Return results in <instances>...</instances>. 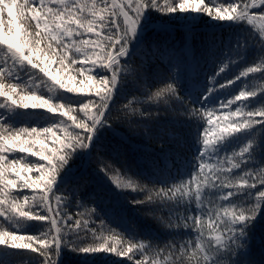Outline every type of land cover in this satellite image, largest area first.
<instances>
[{"label":"snow or ice","instance_id":"snow-or-ice-1","mask_svg":"<svg viewBox=\"0 0 264 264\" xmlns=\"http://www.w3.org/2000/svg\"><path fill=\"white\" fill-rule=\"evenodd\" d=\"M257 81L264 0H0V264H264Z\"/></svg>","mask_w":264,"mask_h":264},{"label":"trees","instance_id":"trees-1","mask_svg":"<svg viewBox=\"0 0 264 264\" xmlns=\"http://www.w3.org/2000/svg\"><path fill=\"white\" fill-rule=\"evenodd\" d=\"M252 59H253V57L252 56H249V61H251ZM239 70L240 69H238V68H233L232 69V72L234 74H238ZM250 75H253V74H250ZM254 75H257L258 76L259 74L257 73V74H254ZM257 82L258 83H264V81H257ZM239 83L240 82L237 81V84H239ZM121 103H123V101H121ZM233 107H235V105ZM137 218L140 219V217H139L138 214H137ZM141 222L144 224L145 227L152 226V222L150 220H141Z\"/></svg>","mask_w":264,"mask_h":264}]
</instances>
